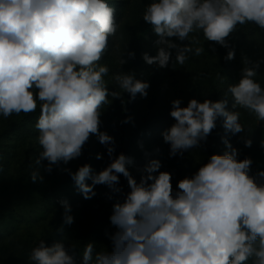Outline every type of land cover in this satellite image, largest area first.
Masks as SVG:
<instances>
[{"label": "clouds", "instance_id": "1", "mask_svg": "<svg viewBox=\"0 0 264 264\" xmlns=\"http://www.w3.org/2000/svg\"><path fill=\"white\" fill-rule=\"evenodd\" d=\"M116 12L108 0H0V115L8 119L33 113L38 105L40 109L35 128L41 151L31 182L43 181L41 167L51 173L54 166L81 157L95 136L111 161L103 170L93 174L87 163L74 172L60 170L85 199L96 195L95 185H106L123 199L113 204L109 217L115 228L109 234L110 250L96 251L89 242L82 264H264V170L253 173L252 158L239 159V150L228 139V134L245 130L237 107L264 122V87L255 80L264 59L243 57L240 79L229 84L224 98H192L187 106L179 98L171 101L175 123L162 133L169 156L201 148L220 118L226 147L222 155H211L175 188L172 174L161 171L157 159L144 167L137 182L128 170L133 158L114 155V137L101 130L103 106L123 101L124 93L128 102L138 95L146 98L150 88L134 72L122 70L112 77L120 91L108 87L109 67L99 62L120 27ZM142 19L157 37L156 54L142 53L146 64L163 69L185 65L190 55L201 56L205 48L200 33L213 53L217 45L227 50L223 59L228 62L235 59L230 38L237 26L254 23L264 30V0H152ZM134 57L129 51L119 64ZM217 79L224 82L220 73ZM131 121L127 117L121 123ZM241 140L252 146V139ZM260 146L264 149V140ZM102 158L96 154L97 160ZM121 175L127 179V193L118 186ZM59 203L64 223L71 225L68 200ZM76 258V249L63 239L50 246L40 239L28 257L30 264H76Z\"/></svg>", "mask_w": 264, "mask_h": 264}, {"label": "rangeland", "instance_id": "2", "mask_svg": "<svg viewBox=\"0 0 264 264\" xmlns=\"http://www.w3.org/2000/svg\"><path fill=\"white\" fill-rule=\"evenodd\" d=\"M116 9L117 23L120 25L115 37L109 38L107 52L99 63L109 67L105 77L111 90L120 91L112 77L121 70L132 71L137 79L150 83L148 96L139 95L133 102H128L127 93L121 99L113 100L110 105L103 106L101 126L116 141L114 155L124 153L133 158L128 165L130 174L139 182L144 167L153 159L162 163L161 171L172 174V184L185 176L193 175L203 164L206 145L185 152L183 156H169V145L163 140L162 133L169 129L174 119L170 116L171 101L181 99L182 106H187L190 99L196 98L218 100L225 97L229 84L240 79L243 67L242 58L256 62L264 59V30L254 23L237 26L231 34L230 43L235 48V59L225 62L223 57L227 50L216 46L213 53L209 47L211 42L199 34L205 53L199 57L190 55L185 65L173 63L167 68L148 65L142 59V53L156 54L154 41L157 39L152 26L143 21V13L152 0H108ZM135 53L124 65L119 60L127 52ZM255 80L264 87V63H261ZM217 73L224 78L221 83ZM111 99V98H110ZM229 110L231 95L228 94ZM241 112V123L244 132L231 135L228 139L232 146L239 150V159L251 157L252 172L264 170V122H258L254 114L237 107ZM40 115L37 110L30 114L15 115L5 119L0 115V264H30L29 253L40 239L47 245L55 240L64 242L76 249V264H82V254L87 243L91 242L96 251L110 250L109 234L115 231L110 223L112 206L123 199L122 194L113 193L106 185H95L96 193L91 199H85L76 189L74 181L61 168L67 167L73 172L79 166L90 164L93 174L99 173L111 161L106 148L95 136L84 146L83 154L67 165L53 168L51 173L39 169L43 181L31 182V172L35 170V158L41 148L37 142L38 130L35 124ZM131 117L129 123H121ZM222 118L217 120V127L209 136L213 146L212 154L222 155L226 151L221 137L225 135ZM241 137L252 139L250 148L245 147ZM142 145V146H141ZM102 154L97 160L96 154ZM46 163V162H45ZM92 184L91 179L86 181ZM127 193V179L120 176L118 185ZM67 199L74 218L71 225L63 220L64 209L59 201ZM63 229L62 232L58 231Z\"/></svg>", "mask_w": 264, "mask_h": 264}, {"label": "trees", "instance_id": "3", "mask_svg": "<svg viewBox=\"0 0 264 264\" xmlns=\"http://www.w3.org/2000/svg\"><path fill=\"white\" fill-rule=\"evenodd\" d=\"M205 145H206V149H205L204 154H203V164L204 163H207L208 162V159L210 158V156L213 155L212 154V150H213L212 147L213 146L211 145V140H210L209 137H208V140L205 143Z\"/></svg>", "mask_w": 264, "mask_h": 264}]
</instances>
